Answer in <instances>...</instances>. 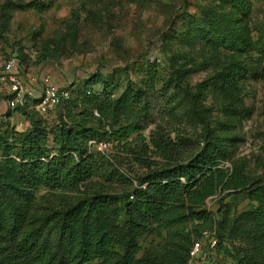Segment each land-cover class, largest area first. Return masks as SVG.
Segmentation results:
<instances>
[{
	"label": "rangeland",
	"instance_id": "obj_1",
	"mask_svg": "<svg viewBox=\"0 0 264 264\" xmlns=\"http://www.w3.org/2000/svg\"><path fill=\"white\" fill-rule=\"evenodd\" d=\"M262 56L264 0H0V71L14 57L25 85H31L28 78L36 81L34 90L42 73L88 90L85 106L71 108L72 120L101 131L131 126L147 113L143 130L127 141H90L108 161L106 174L118 173L108 182L101 171L93 181L115 192L166 162L154 147L158 142L191 152L196 140L211 139L227 150L224 168L264 178ZM231 63L241 78L226 93L218 81ZM0 105V124L27 127L16 113L5 117L11 108L1 89ZM62 112L43 118L55 125ZM47 191L36 192L40 211ZM222 195L206 200L212 230L223 217ZM223 204L227 219L253 205L242 194ZM231 263L219 248L201 262Z\"/></svg>",
	"mask_w": 264,
	"mask_h": 264
},
{
	"label": "trees",
	"instance_id": "obj_2",
	"mask_svg": "<svg viewBox=\"0 0 264 264\" xmlns=\"http://www.w3.org/2000/svg\"><path fill=\"white\" fill-rule=\"evenodd\" d=\"M260 64L264 70V56ZM237 67H223L222 92L231 93L241 78ZM88 93L72 86L55 108L63 111L55 125L38 114L35 99L5 115L24 117V130L0 124V264H184L203 231L217 239L213 250L230 255L231 264H264V178L236 166L227 170V150L200 139L191 152L154 143L166 162L131 182L133 187L105 189L93 177L105 171L111 182L118 173L106 174L108 161L90 141H127L143 130L140 119L147 113L111 132L79 124L70 111L85 106ZM40 187L48 189L39 198L45 199L42 211L36 204ZM218 191L223 217L212 230L206 200ZM238 194L253 205L227 219L223 199Z\"/></svg>",
	"mask_w": 264,
	"mask_h": 264
},
{
	"label": "built area",
	"instance_id": "obj_3",
	"mask_svg": "<svg viewBox=\"0 0 264 264\" xmlns=\"http://www.w3.org/2000/svg\"><path fill=\"white\" fill-rule=\"evenodd\" d=\"M17 65V60L14 57L10 58L0 71V89L4 91L9 108L22 104L26 99H35L37 100L36 111L40 116L46 117L61 101L70 96L72 87L57 85L48 73L40 75L37 90L31 86L36 82L33 78H28L31 85L26 86L24 79L17 72ZM216 243V238L210 232L203 231L200 238L191 245L184 264H201L202 260L215 248Z\"/></svg>",
	"mask_w": 264,
	"mask_h": 264
},
{
	"label": "crops",
	"instance_id": "obj_4",
	"mask_svg": "<svg viewBox=\"0 0 264 264\" xmlns=\"http://www.w3.org/2000/svg\"><path fill=\"white\" fill-rule=\"evenodd\" d=\"M50 76H51V79H52V81H53L54 83H56V84L59 83V84H57V85L63 86V84H62L61 82H58V80H55V81H54V78L52 77V75H50ZM56 81H57V82H56ZM73 87H74V85H73ZM2 108H3L2 105H0V110H2ZM0 113H2V112L0 111ZM50 114H52V113H50ZM50 114H49V115H50Z\"/></svg>",
	"mask_w": 264,
	"mask_h": 264
}]
</instances>
